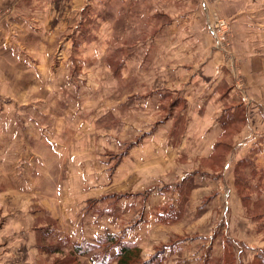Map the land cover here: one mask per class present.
I'll use <instances>...</instances> for the list:
<instances>
[{
  "label": "rangeland",
  "instance_id": "374dc122",
  "mask_svg": "<svg viewBox=\"0 0 264 264\" xmlns=\"http://www.w3.org/2000/svg\"><path fill=\"white\" fill-rule=\"evenodd\" d=\"M235 1L237 4H233ZM198 10L203 11L206 20L208 18L207 33L203 32L204 29H194L200 23L196 16ZM236 16L239 18L234 19ZM170 24L178 31L175 49L178 65L201 64L194 66V71L200 73L206 60H216L219 66H207L201 76L206 78L214 72H221L234 83L236 92L242 95L245 103L251 105L254 102L264 116V108L260 106H264V99L257 103L253 100L254 89L247 87L244 69L247 62L260 53L258 50L264 52V0H12L0 8V205L18 206L17 215L2 207L0 227L12 230L15 227L27 233H22L21 238L9 247L14 254L22 252L16 250L22 244L19 241L28 242L34 234L38 249L32 246V251L44 254V263L115 264L110 258L114 256L118 261L117 256L124 244L138 247L137 243L123 239L126 233L132 234L133 238L140 223L146 219L143 213L136 220L123 221L122 226H125L113 231L115 234L103 232L104 236L98 240L94 237L97 234L95 230L87 227V217H83L78 225L87 231L78 228L80 236L89 235L92 245L83 242L87 252L76 254L69 250L80 245L73 242L71 247L68 246L70 239L64 234L58 257L46 250L47 246L55 243L47 240L45 233L58 223L41 209L42 202L49 197L56 198L54 194L61 186L74 190L78 211L93 193L111 190L114 199L120 200L128 192L142 189L143 195L148 197L159 187L165 190L168 182L178 181L182 171L191 172L201 165L209 174L192 180L196 183V197L192 198L186 213L177 214L179 220L169 223V227H150L143 233L146 240L143 239L145 242L141 245L148 252L155 246V254L142 256V264H157L153 257L156 254L161 257L164 248L174 243L176 252L166 258V263L162 259L161 264H264V140L261 134H257L258 127L255 130L254 123L247 118L243 125L234 129L228 142L235 144L234 147L225 158H217V161L207 160L200 164L196 159L201 157L198 150L192 149V142L187 140L174 145V149L169 147L171 153L167 149H155L153 158L141 157L139 165H120V150L113 151L117 153L113 154V160L100 153L93 162L84 159L80 165L74 164L76 158L73 164L70 161L72 146L82 143L83 139L94 140L96 137L98 141L102 135L110 134L120 141L122 102L127 93L131 94L138 88L135 77L130 80L121 77L120 61L143 41L148 39L150 42L159 30H168ZM191 24L195 27L189 32ZM235 26L239 32L234 31ZM75 32L81 42V52L76 50L73 55L81 65L80 70H74V75H71L68 71L71 57L68 55V65L60 68L58 62L53 63L50 52L63 40V34ZM218 46L221 50L216 48ZM107 51L113 65V76L96 61L98 58L103 60L102 55ZM61 56L65 58V54ZM68 74L79 83L71 84ZM74 86H78L79 92ZM141 88L147 90L143 86ZM70 92L76 98L64 101ZM28 114L34 120L33 131L29 133L26 131L30 127L25 126ZM9 122L14 126L9 128ZM260 124L264 125V122ZM41 126L44 127L42 131ZM96 130L99 135H96ZM237 133L240 136L236 142L233 137ZM203 134L194 133L190 141L203 138ZM48 140L62 144L61 153L52 151V146L46 143ZM256 141L263 144H252ZM172 143L176 144L164 138L159 144ZM255 145L259 148L254 149ZM165 155L168 157L166 162H159L158 156ZM241 160L245 161L240 163ZM211 170L220 171V177L211 174ZM106 174H109V179ZM66 181L71 184L65 185ZM9 190L20 193L8 196ZM211 193H217L219 197L215 196L213 200L209 197L205 201V195ZM102 199L104 197L88 199V207L103 202L100 201ZM202 201L203 206L198 207ZM29 207L32 208L31 218L38 220L37 216H41L40 220L45 224L41 227L44 229H39L40 223L36 221V232L32 235L26 229L30 222V219H25ZM10 217H16L17 221ZM149 232L155 236H150ZM9 234L12 237L14 233L10 231ZM56 237L61 236L58 234ZM110 237H115L114 242ZM232 237L236 241L244 238L239 241L241 248L248 243L250 249L245 251V247L243 255L239 254L238 246L235 252L231 248L229 250ZM186 238L190 239L182 242ZM162 240L165 241L160 242ZM204 248L206 251L202 256ZM19 263L0 261V264Z\"/></svg>",
  "mask_w": 264,
  "mask_h": 264
},
{
  "label": "crops",
  "instance_id": "0c3cea01",
  "mask_svg": "<svg viewBox=\"0 0 264 264\" xmlns=\"http://www.w3.org/2000/svg\"><path fill=\"white\" fill-rule=\"evenodd\" d=\"M11 1L12 0H0V8L4 7V5H7ZM183 1L187 2V0ZM236 2L237 1L233 4H237ZM192 4V6H194V3ZM196 16L200 22L197 24L198 28H194L195 26L191 24L189 32L194 29H204L203 32L207 33L206 28L208 27V18L206 20L203 11L199 10L196 12ZM238 18L239 17L236 16L234 19ZM172 25L173 24L169 25L167 28L168 30H159L155 33L150 42L147 39L131 52H127L126 57L123 56L120 61L122 69L120 74L121 77L124 79L129 78V80L135 77L138 84L137 90L135 92L133 91L131 94L127 93L125 95V100L122 102L121 108L123 111L121 114L122 126L121 137L119 138L120 141L115 140L116 138L110 134L107 136L102 135L98 141H96V137H94V140H88L83 139V137L80 136L84 141L80 144H74L71 148L73 150L71 153L74 154V156L73 154L70 156L72 164L74 158L77 160L74 164L78 163L80 165L84 159L92 160L91 162L96 161L97 154L100 153L103 156L105 155L106 159L109 158L113 160V154H117L113 151L120 150V165H139L142 162L141 157L153 158L152 156L155 155V149H167L169 152V147L174 149L175 146H178L177 144L184 140L192 142L190 147L198 150L201 157H196V159L200 164L203 163L202 161L218 160L217 158H219L220 155H228V153H224L221 148L228 147L231 150L234 147L235 144H230L228 142L234 134V129L238 127V125H243L245 118H247L250 123H254L255 130L256 127H258L257 134H261V136H263L262 139L264 140V125L260 124L261 121L264 122L262 120L264 116L261 114V109L259 110L254 102H252L251 105L246 104L242 95L236 92L234 83H232L230 78L222 75L221 72H214L212 76L206 78L201 76L203 73L202 70L206 69L207 66L215 65L216 60H206L202 64L203 67L200 68V73L194 71V66L198 67L201 64L192 63L193 66H187L188 64L178 65L175 51L178 31L176 28H172ZM235 27H233L234 31L238 30L239 32V28L236 27V29ZM262 31H264V29H262ZM166 32L168 34H166ZM62 36L63 40H60L59 45L57 44L50 53H52L53 63L54 61L58 62L60 68L63 67V65H68L67 62L69 60L67 58L69 55L72 61L69 62L71 68L69 67L68 71L69 74L72 75L73 72L75 73L74 70H80L81 64L75 59L73 54L76 50L77 52H81V42L78 39V34L76 32L72 34H63ZM216 48L219 49L220 47L218 46ZM258 52L260 53H257V55L249 60L246 66H244L245 81L247 87L254 89L253 100L256 103L264 99V52H261V50H258ZM62 53L65 54V58H62ZM106 53H108V51L102 55L103 60L99 61L100 58L97 60L96 58L94 59L98 61V66H104V68L109 70L113 76L114 74L111 71L113 66L111 65L112 61L108 58ZM216 65L219 66L218 64ZM69 74L68 78L70 79L71 77ZM227 76L229 75L227 74ZM65 82L69 81L65 79ZM70 82L75 85L76 82L79 83V80L74 81L71 78ZM68 86L70 87V85ZM141 86L145 87L147 90H142ZM74 89L78 90V86H74ZM79 90L77 92H79ZM67 94L68 99H64V101H73L76 98L74 97L75 94H73V92ZM130 101H132V103H130ZM260 106L264 108L262 104ZM33 121L34 120L29 117L28 114V118H25V126L30 127L27 128V133L33 131L31 129L33 127ZM58 121L59 120L57 119V124ZM8 124L9 128L14 126L10 122ZM41 127L40 130H44V127ZM97 132L98 130H96V135H99ZM194 133L205 134H203V138H193L192 141H190ZM238 136H240L239 133H237L236 136L234 135L233 141L235 140L237 142L239 139L237 138ZM164 138H169L171 142L175 141L176 144H159ZM99 141H101L102 144H100L101 142ZM224 141L227 142H225V144H220ZM46 143L50 144L52 146V151L58 154L61 153L60 148H64L62 144H55L54 140H48ZM187 144H184V146ZM243 144L249 143L244 142ZM252 144L263 143L256 141ZM258 148L259 145H255L254 149ZM257 155L262 156V154ZM166 158H168L167 155L164 157L158 156V161L160 160L159 162L164 163L166 162ZM243 161L245 160H241L240 163ZM132 173L134 172H131V174ZM214 173L218 175L220 171L214 172L211 170V174ZM99 174L102 176L105 175L103 173ZM207 174H209V172L201 165L197 170L191 172L186 170L185 172L182 171L178 181L168 182L165 190H160L159 187L156 191H152L148 197H146L147 195H143L142 189L128 192V194L124 195L120 200L114 199L115 195L111 194V190L110 192L105 191L101 194L93 193L88 196L87 200L104 197V200H100L103 202H100L95 206L92 205L93 207H88V201L86 200V204H84L83 207H80L79 211L75 206L78 202H76L74 198V190L65 189V186H61L54 194V197L56 196V198L49 197L41 204V209L47 212L46 215L50 216L58 223V225L48 228L50 231L45 233L46 236L44 237L55 243V245L47 246L46 250L48 253H55L59 257L58 252L62 249L61 240L63 239L64 234L68 235L70 239V241H68V246L70 245V247L73 245V242L78 243V245H82L83 242H89V244L92 245L93 242L89 240V235L86 237L80 236L81 231L78 228L85 227L79 226L78 222L81 221L83 217H87V222L89 224L87 227H89L90 230H95L97 234L94 237L98 240V238L103 237L106 232L115 234L113 231H119L125 226H122L123 221L124 223H127L129 219L136 220L140 217V214L143 213V216H145L146 219L140 223V228L135 231L136 234H134L132 238V234L126 233L123 241L137 243L138 248L142 252V256L149 257L151 253L155 254V246H153L152 251H146L147 249L141 245L145 242L143 239L146 240V236H143V233L149 230L150 227H169V223L178 221L179 219H177L178 217L176 215L182 212L185 214L187 207L191 204L192 198L196 197L194 194L196 191V183L192 180H195L196 176H205ZM106 175H108V177H106L109 179V174ZM124 177L125 176L122 177L121 181ZM127 177H129V173L127 174ZM69 179L70 178L68 177V180ZM70 184V182H65V185ZM249 186L250 189H252L251 183ZM18 193L20 192L9 190L6 194L8 196H17ZM251 195H253V193ZM215 196H217V193H211L208 196L205 195L204 199L206 201V198L210 197L211 200H213ZM217 197H219V195ZM95 201L96 203L99 202V200ZM203 202L204 201H202L198 207L203 206ZM16 205L17 204H11L2 207H4L3 210L9 209L10 211H14L13 214L17 215L16 208H18V206ZM2 207L0 205V212ZM206 207L207 205H205V208ZM30 210H32V208L29 207V214L28 216L25 215V219H30L26 229L29 230V233L31 234L35 231L34 224L36 221L40 223L39 229H44L45 227H41L45 224L43 221L41 222V216H37V218L39 217L38 220L31 218ZM165 211L167 212L164 213ZM27 212L28 211H26V213ZM10 218L17 221L16 217ZM2 227L3 226L0 227V261L8 262L14 260L20 261L19 264H49L44 263V258H42L45 257L44 254H40L38 250L33 253L32 246H35V248L38 249V244H36L38 241L36 242V236L34 234H31L32 237L29 238L28 242L20 240L19 242L22 244H20V248L16 250L22 252L14 254V252L10 251L9 247L14 245L16 243L15 241H17L18 238H21V234H25L26 231H18L15 227L13 230L8 227L2 229ZM103 228H105V230H103ZM84 230L87 231L86 228ZM10 231L14 233L12 237L11 234H9ZM58 234L61 237H56ZM148 234L150 236H155L153 232H149ZM53 235H55L54 238L52 237ZM141 235L142 238L140 237ZM187 239L190 238H186L185 240H182V242ZM239 239L245 240L244 238ZM140 240H142V242H140ZM229 240L232 243L231 249L233 252H235V249L237 251L236 246L240 248L238 252L241 255H243L245 247V251L250 249L248 243H245L246 246L241 248L240 240L236 241L233 237ZM163 241L165 240L160 242ZM211 241L214 242L213 238H211ZM208 245L209 244L206 243V248H208ZM176 247L177 246L174 243V245L170 244L164 248V251L161 254V259H163L165 263L166 258L171 253L174 254L176 252ZM206 248L202 250V256L205 253ZM30 249L31 251H29ZM71 250H73L72 247L69 251ZM116 251L118 250L116 249ZM110 259L113 263L117 264L118 261L114 259V256L113 259ZM191 261L192 260H190V262ZM190 264L193 263L191 262Z\"/></svg>",
  "mask_w": 264,
  "mask_h": 264
},
{
  "label": "trees",
  "instance_id": "16d2710c",
  "mask_svg": "<svg viewBox=\"0 0 264 264\" xmlns=\"http://www.w3.org/2000/svg\"><path fill=\"white\" fill-rule=\"evenodd\" d=\"M227 146V145H226ZM222 151L224 153H229L230 151V148L226 147V148H221ZM226 156V155H224ZM224 156H219V158H223ZM219 160V159H218ZM222 160V159H221ZM217 161V160H215ZM110 241L114 242V237H110ZM85 245V244H84ZM75 246L74 247V253L76 252V254H79V253H85L87 252V249H86V245L85 246ZM231 247H229V250H230ZM232 250V249H231ZM227 251V250H226ZM232 257H233V254L232 253H229ZM83 255V254H81ZM158 254H156L154 257H153V261H157V264H161V257H157ZM117 259H118V263L117 264H142L143 263V258H142V252L141 250L137 247V246H134L132 244H124L121 251L119 252L118 256H117ZM228 259V258H227ZM227 261V260H226ZM234 261V260H233ZM235 264V262H234Z\"/></svg>",
  "mask_w": 264,
  "mask_h": 264
},
{
  "label": "built area",
  "instance_id": "2783aa9c",
  "mask_svg": "<svg viewBox=\"0 0 264 264\" xmlns=\"http://www.w3.org/2000/svg\"><path fill=\"white\" fill-rule=\"evenodd\" d=\"M215 35V34H214Z\"/></svg>",
  "mask_w": 264,
  "mask_h": 264
}]
</instances>
